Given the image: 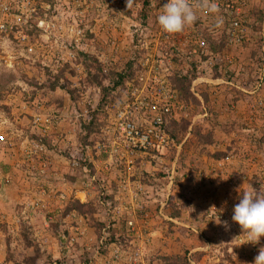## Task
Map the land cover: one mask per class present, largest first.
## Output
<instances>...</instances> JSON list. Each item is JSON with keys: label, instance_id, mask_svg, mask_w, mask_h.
<instances>
[{"label": "rangeland", "instance_id": "rangeland-1", "mask_svg": "<svg viewBox=\"0 0 264 264\" xmlns=\"http://www.w3.org/2000/svg\"><path fill=\"white\" fill-rule=\"evenodd\" d=\"M150 1L0 0V264H253L264 247L231 219L238 188L264 191V0H196L175 43ZM132 92L169 111L130 152L115 121Z\"/></svg>", "mask_w": 264, "mask_h": 264}, {"label": "clouds", "instance_id": "clouds-1", "mask_svg": "<svg viewBox=\"0 0 264 264\" xmlns=\"http://www.w3.org/2000/svg\"><path fill=\"white\" fill-rule=\"evenodd\" d=\"M134 2L135 0H127V7L131 8ZM200 7L211 13L218 12L217 5L209 3V0H202ZM197 19L196 10L189 0H168L163 6L162 12L157 16L158 24L168 33L181 32ZM216 23L219 25L222 20H217ZM237 194L239 202L233 207L231 219L240 225L243 235L246 236L243 243L257 244L264 236V191L241 186L237 189ZM217 223H221L220 219ZM222 223L226 229L230 227L227 221ZM253 264H264V247L260 248Z\"/></svg>", "mask_w": 264, "mask_h": 264}, {"label": "built area", "instance_id": "built-area-1", "mask_svg": "<svg viewBox=\"0 0 264 264\" xmlns=\"http://www.w3.org/2000/svg\"><path fill=\"white\" fill-rule=\"evenodd\" d=\"M201 0H199L200 2ZM248 0H241V2L236 0H209V3H215L217 7L220 5L221 7H225L226 9L233 10L236 13H240L242 10V6H244L247 3ZM119 2H123V0H119ZM168 2V0H161L160 3V11L162 12L163 6ZM189 3H191L194 8H196V0H189ZM198 8H200V3H198ZM8 12V9L5 8ZM1 28L6 30L8 26H6L4 23H1ZM231 29V40L240 41L241 40V32H242V25L240 21L238 20L237 16H233L231 19L230 24ZM159 36L162 37L164 40L168 42H181L186 39V32L185 29L178 33H168L164 31L162 28L159 31ZM196 40L200 44V48L204 45V39L202 37L194 35ZM159 89L163 91L165 89L164 85H159ZM147 95V94H146ZM132 96L139 97L134 99V101L128 103L126 102L124 107L118 110L116 115V123L117 128L119 131H117L118 134H116V137L118 140L122 141L123 144L127 147V150L130 152L137 151V150H143L147 148L149 145H152V132L154 131V136H158V134L161 132L160 129L154 128L155 126L159 125L161 127L162 120V113L168 112V107L164 104L162 107H160L154 100L149 101L148 96H142V94L136 95L135 92H132ZM149 101V102H147ZM145 105H147V108H149L151 111L156 113V116L153 117L154 124L152 125L153 128H145L143 130L141 123L139 121H135V113L138 112L141 108H143ZM116 128V129H117Z\"/></svg>", "mask_w": 264, "mask_h": 264}, {"label": "trees", "instance_id": "trees-1", "mask_svg": "<svg viewBox=\"0 0 264 264\" xmlns=\"http://www.w3.org/2000/svg\"><path fill=\"white\" fill-rule=\"evenodd\" d=\"M148 2L150 3L151 1L150 0H143L144 5H146ZM123 5H124V3H123ZM194 76H195V74H193V77ZM190 79L191 78H188V79L186 78V80H185L184 78H182V76H178V75H175V76L173 75V76L168 77L169 84H171L172 87L177 89L178 94L180 96V99H184V96L189 97L190 92L188 89V84L190 82ZM192 100L195 102H198L197 99L194 97H192ZM168 264H190V263L187 260L186 256L177 255V256L170 257Z\"/></svg>", "mask_w": 264, "mask_h": 264}]
</instances>
